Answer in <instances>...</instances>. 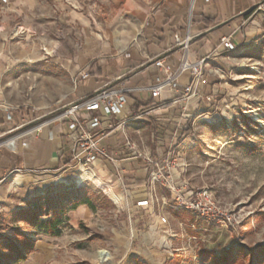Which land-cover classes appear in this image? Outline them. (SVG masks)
I'll use <instances>...</instances> for the list:
<instances>
[{
	"label": "crops",
	"instance_id": "obj_1",
	"mask_svg": "<svg viewBox=\"0 0 264 264\" xmlns=\"http://www.w3.org/2000/svg\"><path fill=\"white\" fill-rule=\"evenodd\" d=\"M260 1L8 0L4 3L0 0V141L21 133L13 148L0 146V190L9 185L25 186L33 192L42 190L48 174L58 172L66 178L69 170L79 167L67 162L73 134L65 122L52 120L58 108L47 111L43 104L24 107L15 103L20 94L16 85L22 82L20 75L25 74L17 71L45 68L48 64L43 53L61 51L56 38L66 33L82 38L83 42L81 46L71 43L68 66L77 70L78 83L64 105L91 96L106 85L152 84L162 75L153 63L155 57L163 56L171 65L179 62L181 50L175 43V36H185L191 19L193 39L189 57L192 61L204 60L198 95L185 100L180 94L165 91L158 99L159 105L143 116L134 113L151 99L150 93L128 95V103L121 114L111 117L115 128L102 141L116 153L117 160L96 161L85 173L109 188V193L115 197L130 195L136 203L144 199L149 203L157 198L161 193L151 180L148 164L135 158V154L146 144L155 158L165 159L176 149L186 150L195 143L192 135L197 128L186 122L203 115L212 105L218 93V76H225L234 65L253 58L254 53L264 49L256 45V38L264 36V11L255 10ZM224 36L232 38L235 49L221 47ZM82 70L89 72L86 80L80 79ZM35 74L43 78L41 72ZM191 80V73H186L181 76L180 84L183 86ZM175 98L177 102H173ZM8 113L13 115L11 120L7 119ZM128 116L131 120L123 124ZM40 121H48L42 132L28 131ZM146 134L151 144L143 141ZM127 138L133 142V149L125 145ZM178 154L177 167L171 173L177 183L182 184L188 182V174L182 153ZM119 173L124 176V184L120 182ZM134 209H144L139 212H144L145 217L153 213L149 205L137 204ZM80 210L86 212L88 206L80 205L73 210L76 220L80 218L77 214ZM70 223L76 227L71 220ZM157 223L160 224L159 219L155 218L143 225L149 227L142 233L148 243L167 241L169 244L178 236L185 237L174 226L165 230L168 234L151 233L149 229L158 227ZM120 239L124 241L123 236ZM173 250L180 251L179 248ZM39 257L31 252L16 264H44Z\"/></svg>",
	"mask_w": 264,
	"mask_h": 264
},
{
	"label": "rangeland",
	"instance_id": "obj_2",
	"mask_svg": "<svg viewBox=\"0 0 264 264\" xmlns=\"http://www.w3.org/2000/svg\"><path fill=\"white\" fill-rule=\"evenodd\" d=\"M56 39L61 51L43 53L48 64L45 68L17 71L25 74L16 85L20 90L16 104H43L47 111L62 108L77 87L78 73L68 66V58L71 43L81 46L82 38L64 33ZM256 42L264 48V36ZM252 57L218 76V93L212 105L203 115L186 122L197 128L192 135L195 143L173 152L176 158L182 153L191 187L208 188L220 203L239 215L235 228L176 207L173 194L160 182L154 185L161 194L147 204L153 213L145 217L139 212L144 209H134L137 203L133 197L111 195L109 188L85 174L89 169L78 167L69 170L66 178L58 172L48 174L42 190L33 192L18 185L0 190V256L11 254L7 238L17 244L26 240L24 235L13 234L16 228L33 240V248L25 254H39L44 264H217V258L227 254L233 264H264V49ZM38 72L43 78L35 74ZM148 136L143 141L151 144ZM144 145L141 151L151 149ZM151 156L155 158L152 149ZM176 162L172 168L177 167ZM147 168L149 173L154 169L153 165ZM80 205H87L88 210L77 211L80 218L76 220L73 210ZM52 206L66 209L58 236L38 233L37 223L52 215ZM28 207L35 208L33 213H18ZM162 216L167 222L161 221ZM155 218L160 224L150 228L151 233L168 234L165 230L174 226L185 237L177 235L169 244L148 243L143 234L149 227L143 225ZM177 248L180 251L173 250Z\"/></svg>",
	"mask_w": 264,
	"mask_h": 264
},
{
	"label": "built area",
	"instance_id": "obj_3",
	"mask_svg": "<svg viewBox=\"0 0 264 264\" xmlns=\"http://www.w3.org/2000/svg\"><path fill=\"white\" fill-rule=\"evenodd\" d=\"M7 3L8 0H2ZM255 10L264 11V0H261ZM193 39L191 34V19L186 28L184 37L175 36V43L180 47L181 58L176 65H171L163 56L155 57L154 65L162 73L156 81L147 85H125L120 82L115 85H106L94 92L91 96L82 97L80 100L73 101L62 108H58V113L52 120L65 122L68 130L73 134L68 148L70 166H79L84 169L93 167L96 161L110 160L115 161L116 153L102 144L103 139L115 128L111 117L119 116L127 105L128 95L148 91L151 99L144 102L139 107L136 114L143 116L150 108L159 105L158 99L165 91L175 92L181 95L182 99L188 100L198 95L197 87L203 76L204 60L190 59V43ZM221 47L225 50L235 49L232 38L224 36L221 38ZM186 73H191L190 83L181 85L180 78ZM80 79L86 80L89 77L88 70L79 73ZM177 98L173 102H177ZM11 113L7 114V119H12ZM131 120V116L125 118V124ZM48 121H40L28 128V131L40 133ZM13 130V129H12ZM21 133L7 137L0 142V146L14 147V142ZM128 148L133 149V142L127 138ZM64 153V152H62ZM135 158H140L148 165H153L150 172L151 180L160 182L167 187L174 195L175 206L186 209L198 217L223 225L235 228L239 215L232 209L220 203L212 192L205 187H191L188 182L178 184L171 173L172 165L177 161L173 154L160 162L151 156V150L137 151ZM119 179L124 184V176L119 173ZM138 205H147L148 200H139ZM163 223L167 222L166 216L161 217ZM107 251V250H104ZM108 252V251H107Z\"/></svg>",
	"mask_w": 264,
	"mask_h": 264
},
{
	"label": "trees",
	"instance_id": "obj_4",
	"mask_svg": "<svg viewBox=\"0 0 264 264\" xmlns=\"http://www.w3.org/2000/svg\"><path fill=\"white\" fill-rule=\"evenodd\" d=\"M189 129L191 130V128H188V130ZM84 202L90 205H93L91 200H85ZM73 207L75 208L76 204ZM33 208L28 207L27 209L19 210L18 213H23L24 215H28L30 213H33V211L35 210V208L34 209ZM48 210H50V208H48ZM51 211H52V215L49 218L40 220L37 223V226L39 228L38 233H41V231H43L44 234H50L53 236L61 235L62 233L61 225L62 223H64L66 209L57 208L56 206H52ZM13 234L24 235L26 237V240H24L23 242L21 240H18L20 243L17 244L16 241H13L12 239L7 238L6 247H7V250L11 254L6 255L4 257L0 256V264H4L3 261H7L8 263L6 264H16L20 260H23L26 258L25 251H29L31 248H33V240L29 236H26L25 234H23L21 230L14 228ZM262 253L264 254V249L262 250ZM216 263L217 264H233L230 260V255L228 254L218 258V262L216 261Z\"/></svg>",
	"mask_w": 264,
	"mask_h": 264
}]
</instances>
